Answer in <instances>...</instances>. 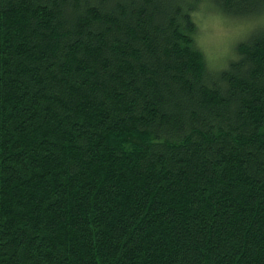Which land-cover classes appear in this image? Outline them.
<instances>
[{
  "label": "trees",
  "instance_id": "trees-1",
  "mask_svg": "<svg viewBox=\"0 0 264 264\" xmlns=\"http://www.w3.org/2000/svg\"><path fill=\"white\" fill-rule=\"evenodd\" d=\"M200 6L264 0H0V264H264V31Z\"/></svg>",
  "mask_w": 264,
  "mask_h": 264
},
{
  "label": "rangeland",
  "instance_id": "rangeland-1",
  "mask_svg": "<svg viewBox=\"0 0 264 264\" xmlns=\"http://www.w3.org/2000/svg\"><path fill=\"white\" fill-rule=\"evenodd\" d=\"M195 44L211 69H222L237 55V46L255 31H264V10L252 18L221 15L200 6L194 13Z\"/></svg>",
  "mask_w": 264,
  "mask_h": 264
}]
</instances>
